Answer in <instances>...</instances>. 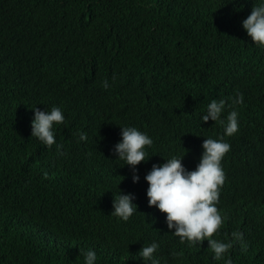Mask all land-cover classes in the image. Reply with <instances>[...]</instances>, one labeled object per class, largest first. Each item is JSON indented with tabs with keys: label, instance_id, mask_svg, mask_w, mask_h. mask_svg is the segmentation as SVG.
Masks as SVG:
<instances>
[{
	"label": "trees",
	"instance_id": "trees-1",
	"mask_svg": "<svg viewBox=\"0 0 264 264\" xmlns=\"http://www.w3.org/2000/svg\"><path fill=\"white\" fill-rule=\"evenodd\" d=\"M254 3L0 0V264H83L89 249L96 264H144L138 252L153 241L159 264H264V49L242 27ZM238 92L243 104L227 107ZM213 99L239 121L224 137V222L213 238L236 231L246 245L233 242L220 261L207 240L188 247L170 233L144 179L185 152L193 170L206 137L223 136L200 119ZM35 106L65 116L51 149L31 137ZM119 125L153 140L136 183L112 153ZM120 190L138 206L127 222L110 215Z\"/></svg>",
	"mask_w": 264,
	"mask_h": 264
},
{
	"label": "clouds",
	"instance_id": "clouds-1",
	"mask_svg": "<svg viewBox=\"0 0 264 264\" xmlns=\"http://www.w3.org/2000/svg\"><path fill=\"white\" fill-rule=\"evenodd\" d=\"M242 27L255 46L264 49V0H255L251 13L242 20ZM116 79L113 75V81ZM103 87H109L108 81L103 82ZM242 93H236L230 98L227 107L243 104ZM31 120V137L36 138L39 143L49 149L56 144L55 131L58 125L65 122L63 111L58 106L50 110H40L36 106ZM226 101L213 99L201 115L202 122L209 120L219 122L223 128V136L219 139L206 137L202 143V154L199 162L193 170H189L182 164L187 152L181 155H173L165 158L162 164H153L144 179L148 183L146 192L148 205L155 206L160 213H166L165 223L173 236L178 237L181 244L187 243L188 247H199L206 249L203 241H208V248L213 253V259L220 261L225 258L226 253L233 247V242L238 241L246 247L243 234L234 231L232 239L223 242L213 238L214 234L222 227L224 218L218 211L216 205L219 198V188L223 185L225 174L221 161L230 150L231 145L224 137H231L239 130L238 112L229 111L226 116ZM120 126V125H119ZM120 137L118 143L112 148L116 160L123 161L132 170V181L140 180L138 168L142 161H147V147L152 146L153 140L146 133L133 126H120ZM87 140V134L79 133V141ZM59 151L60 145H56ZM122 166V167H123ZM134 194L124 193L120 190L114 196L113 211L111 216L120 221L127 222L137 211L138 206L133 202ZM159 244L153 241L147 246L143 245L139 252L144 264H159L155 253ZM97 253L89 249L83 253V264H96ZM224 264H232L231 259H225Z\"/></svg>",
	"mask_w": 264,
	"mask_h": 264
}]
</instances>
